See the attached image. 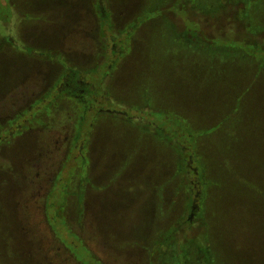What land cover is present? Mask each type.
Wrapping results in <instances>:
<instances>
[{
	"label": "rangeland",
	"instance_id": "374dc122",
	"mask_svg": "<svg viewBox=\"0 0 264 264\" xmlns=\"http://www.w3.org/2000/svg\"><path fill=\"white\" fill-rule=\"evenodd\" d=\"M174 1L0 0V264H264V0Z\"/></svg>",
	"mask_w": 264,
	"mask_h": 264
},
{
	"label": "trees",
	"instance_id": "16d2710c",
	"mask_svg": "<svg viewBox=\"0 0 264 264\" xmlns=\"http://www.w3.org/2000/svg\"><path fill=\"white\" fill-rule=\"evenodd\" d=\"M173 5H178L179 7H181V9L183 10H186L185 7H184V1L183 0H175L173 2V4L169 7L171 9V7ZM109 27V26H108ZM185 32V31H184ZM183 32L184 35H187ZM198 35V34H197ZM197 35H194L195 37H197ZM189 36V35H188ZM194 36H191V37H194ZM9 39V38H8ZM10 42H11V39H9ZM12 43V42H11ZM15 49L25 53V54H28V55H35V56H38V57H41V58H45V59H51V60H54V61H57L59 63L62 64V66L64 67V73L62 74V76H64L63 80L61 79V82H60V86H59V89H60V94H68L71 92L70 90L74 87L75 84H79L80 85V89H81V92H80V95L83 96L84 100L82 101V108L83 110L85 111V108L89 105V100H90V89H94V86L90 84L89 81L85 80L84 78H82L83 75L81 74H85L86 71H89L88 69H81L79 67H77L76 65L72 64L66 57H64L62 54L56 52V51H53V50H49V49H40V48H35V47H32V46H28L26 45L25 43L23 42H20V41H17V45L14 46ZM93 70L96 69V67H93L92 68ZM70 70H74V71H78L80 75H76V76H69L68 74V71ZM61 78V77H60ZM58 82V81H57ZM58 85V84H57ZM58 87V86H57ZM102 87H103V84H102ZM101 87V88H102ZM55 92H58V91H55ZM78 93H75V95H77ZM59 95L57 93H54L50 99L47 101V106L49 104H51L53 102V100L56 98V96ZM43 97L40 96V98ZM111 102L115 105L118 106L119 103L115 102L114 100H112L110 97H108ZM77 100H79V98H77ZM120 105V104H119ZM119 107H126V106H122L120 105ZM128 107V106H127ZM129 108H132V107H129ZM133 109H139V108H133ZM143 109V108H142ZM100 111H104L106 113H112L111 111L109 110H100ZM96 112H99V110H96ZM159 113H165V112H160V111H157ZM38 112L34 113V115H30L28 117V119L24 122L23 125H25L29 118L32 117V116H35ZM113 114V113H112ZM83 114H81L82 116ZM173 116V118L177 119V117L173 114H170ZM82 120V117L81 119ZM21 129L18 128L16 132H18L19 130ZM78 129L76 130V135L78 134ZM15 132V133H16ZM14 134V133H13ZM12 135V134H11ZM9 135V136H11ZM8 136V137H9ZM172 141V140H171ZM193 141V142H192ZM173 142V141H172ZM189 142L191 144V146L193 147V153L195 155V151H194V138H192L191 134H189ZM176 146L179 147V153L181 155L182 153V146H180L179 144H177L176 142H173ZM193 156V154H192ZM182 157V155H181ZM184 157H182L183 159ZM184 160V159H183ZM195 188L194 184L190 183V186H189V190L190 191H193ZM196 199L195 195L192 194L191 192H189V213L192 211L191 210V204L193 203V201ZM189 215V218H190V214ZM187 219V215L184 217V221L186 220V222L190 225L192 223V220L191 219ZM99 264H103L101 262H99ZM184 264V263H183Z\"/></svg>",
	"mask_w": 264,
	"mask_h": 264
}]
</instances>
